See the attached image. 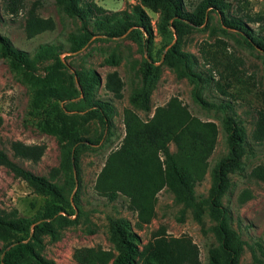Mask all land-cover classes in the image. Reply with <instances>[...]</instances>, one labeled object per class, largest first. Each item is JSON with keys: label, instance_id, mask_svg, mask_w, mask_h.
Wrapping results in <instances>:
<instances>
[{"label": "trees", "instance_id": "16d2710c", "mask_svg": "<svg viewBox=\"0 0 264 264\" xmlns=\"http://www.w3.org/2000/svg\"><path fill=\"white\" fill-rule=\"evenodd\" d=\"M237 1V5L232 7L227 0H196L194 3L192 0H138L128 9L106 10L93 0H54V4L66 15L79 20L86 35L83 38L73 37L70 51L79 49L89 35L110 39L127 34L138 46L148 47L152 42V27L144 8L158 14L156 29L165 39L155 58L151 49H148L147 58L139 62V84L128 98L132 108L122 111L123 136L118 147L106 156L94 183L95 191L109 201L118 194L126 197L129 208L135 213V222L131 224L123 217L107 216L108 241L112 249L100 246L74 248L71 252L74 264H200L198 248L188 236L168 235L162 227L152 233L151 240L140 244L135 229H140L153 217L156 194L161 189L170 192L174 203L181 204L182 210L188 209L192 219L200 226L203 209L208 208L209 217L214 221L216 246L206 250L207 264H238L245 242L230 226L231 216L221 204V197L229 186L227 173L238 168L242 155L248 152L244 126L228 105L220 106L228 110L222 117L227 152L210 169V186L206 195L198 196L194 186L204 172L206 160L215 144V123L192 116L176 97L169 98L162 106H155L149 116L152 108L150 92L160 75L162 64L173 69L178 76L191 80L195 78L207 83L212 79L210 76L203 78L201 73L194 72L192 66L196 64L195 56L180 48L184 28L200 26L208 19L210 12L219 16L225 28L234 30L248 44L264 51V13L240 10V4L245 5L247 2ZM23 2L2 0V8L14 14L23 7ZM246 23L257 24L258 31L247 28ZM49 27V20L31 15L26 19L25 29L29 36ZM172 35L175 41L163 53L162 63L156 65ZM58 46L54 43L38 44L30 56L15 48L0 33V57L8 61L13 71L30 77L28 108L38 117L40 131L65 141L60 145V167L69 170L71 156L75 161L78 148L83 142L91 141L83 135L86 123L92 115L97 114L110 129L113 107L108 101L91 98L92 89L98 82L93 72L75 71L78 90L72 83L61 87L51 73L32 76L35 65L48 58L55 59V66L63 67L57 57ZM104 61L114 64V55ZM103 88L114 98L121 97L122 81L116 72L105 75ZM79 92L82 98L70 102ZM195 99L205 103L197 97L196 92ZM59 102L63 105L60 106ZM67 106L72 107L74 113L66 112ZM133 108L142 111L147 117L140 118ZM250 138L253 142L264 144V111L256 112ZM169 143L174 145L173 152L169 150ZM9 149L14 158L36 163L44 152V145L13 140L9 143ZM0 165L11 171L14 177L24 180L35 192L61 202H46L31 217L18 215L16 210H0V264H56L40 255L38 246L40 234L52 236L57 227L73 222L60 214L64 205H70L63 186L25 169L11 160L2 149ZM250 173L264 180V166L253 168Z\"/></svg>", "mask_w": 264, "mask_h": 264}, {"label": "rangeland", "instance_id": "374dc122", "mask_svg": "<svg viewBox=\"0 0 264 264\" xmlns=\"http://www.w3.org/2000/svg\"><path fill=\"white\" fill-rule=\"evenodd\" d=\"M93 1L106 10L128 9L129 5L138 2ZM195 1L192 0L193 3ZM227 1L232 7L238 2ZM246 2L245 5L240 4L238 9L249 13H264V0ZM144 11L152 27V42L148 47L138 46L127 34L110 39L89 35L79 49L70 51L73 37L83 38L86 35L79 20L66 15L54 4V0H24L23 7L14 14L4 11L0 0V33L15 48L32 56L38 44L59 45L57 57L63 67L55 66V59L48 58L35 65L32 76L51 73L61 87L65 88L72 83L78 90L75 71L93 72L98 77V82L92 89L91 98L108 101L113 107L110 129H107L97 114L92 115L83 133L90 138V143L83 142L78 148L75 161L71 156L70 169L62 170L60 145L65 141L38 128V117L28 108L30 77L13 71L8 61L0 57V149L25 169L63 186L64 195L70 203L62 205L64 209L60 214L73 222L57 227L52 236L44 233L39 235V254L56 264H74L71 252L77 247L100 246L112 249V244L108 241L107 216L123 217L131 224L135 222V213L129 208L126 197L118 194L114 200L109 201L95 191L94 183L106 156L118 147L123 136L122 111L132 108L128 98L139 84V62L142 58H147L148 49H151L155 58L157 50L165 42L156 29L158 14L146 8ZM29 15L49 20L50 27L29 36L25 29ZM218 18L216 13L210 12L203 24L198 27H185L180 37L181 50L196 58V64L192 66L194 72L201 73L203 78L210 76L212 79L207 83L195 78L191 80L178 76L173 69L162 64L160 75L150 92L152 108L149 116L155 106H162L169 98L176 97L192 116L201 121L215 123V144L206 160L205 170L194 186L198 196H205L210 186V169L227 152L222 117L228 110L220 106L228 105L235 112L245 129L248 152L242 155L239 167L227 173L229 186L221 197V204L230 213V226L245 242L238 264H264V180L250 173L253 168L264 166V144L253 142L250 138L256 112L264 111V51L248 44L234 30L225 28ZM245 25L255 32L258 31L257 24ZM174 41L175 36L172 35L160 59L155 62L156 65L162 63L163 53ZM111 55H114V64L104 61ZM112 71L122 81L120 98H114L103 88L105 75ZM195 92L205 103L195 99ZM80 98L82 93L79 92L70 102H76ZM59 105L62 106L63 103L59 102ZM133 109L140 118L147 117L142 111ZM65 110L74 113L70 106ZM13 140L25 144H43L44 152L39 161L32 163L14 158L9 149V143ZM168 146L171 152L175 150L172 143ZM54 200L56 204H61L49 195L35 192L24 180L14 177L11 171L0 165V210H16L18 215L31 217L46 202ZM201 221L200 226L192 219L188 209L182 210L181 204L174 203L170 192L161 189L156 194L153 217L135 231L141 245L151 240L152 233L159 227L171 236H188L198 248L200 264H207L206 250L216 246L214 221L209 217L207 207L203 209Z\"/></svg>", "mask_w": 264, "mask_h": 264}]
</instances>
